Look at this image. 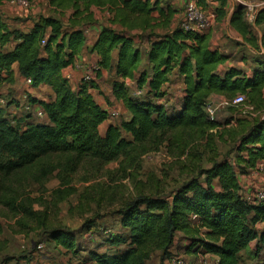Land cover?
I'll return each instance as SVG.
<instances>
[{
  "label": "trees",
  "instance_id": "trees-1",
  "mask_svg": "<svg viewBox=\"0 0 264 264\" xmlns=\"http://www.w3.org/2000/svg\"><path fill=\"white\" fill-rule=\"evenodd\" d=\"M3 1L7 0L0 3ZM216 1H219L218 18L226 0ZM49 3L58 9H72L66 27L57 19L39 16L28 30H14L0 15V84L13 83L12 66L16 64L19 76L30 80L31 88L46 85L54 93L49 102L27 98L29 103L39 105L47 117L46 124L31 123L28 113L11 118L0 107V198L3 181L51 156L72 155L80 162L90 158L106 165L158 132L209 125L204 120L207 117L204 107L211 94L225 98L243 95L256 101L262 97L264 54L255 61L249 75L236 68L219 73L217 68L225 56L209 48L208 33L185 32L178 26L151 41L147 54L149 71L141 73L138 80L139 87L146 84L142 97L129 96L123 83L113 81V93L130 117L117 126H109L101 136L99 126L108 117L88 93L94 88V81L81 80L77 89L72 90L60 75L61 70L73 66L84 45L86 29L92 23L89 8H106L112 22L125 29L103 27L99 31L91 47L99 58L95 78H99L101 70L114 69L115 76L123 80L134 77L140 61L129 31L152 30L158 26L152 13L158 11L159 17H163L164 12L151 0H50ZM167 17H171L170 13ZM230 23L242 35L251 37V23L246 21L242 7H234ZM252 24L264 26V6L257 10ZM166 26L164 23L162 27ZM174 70L184 83L177 108L156 103L167 96L163 85L169 82ZM12 104L8 102L7 107ZM240 143L237 161L240 172L245 174L264 159V117L247 129ZM201 176L204 182L189 180L170 201L140 196L130 202L117 212L120 225L126 230L124 236H111L106 243L113 250L104 253L89 250L87 258L93 264H146L154 250H159L162 260L168 262L173 256L169 249L176 238L181 243V252L212 254L217 258L214 264H241L238 255L251 242H255L254 250L259 255L264 251V202L253 203L240 194L237 176L228 162L212 165ZM215 180L218 190L213 184ZM44 231L48 241L75 253L78 242L73 234L62 228Z\"/></svg>",
  "mask_w": 264,
  "mask_h": 264
},
{
  "label": "rangeland",
  "instance_id": "rangeland-1",
  "mask_svg": "<svg viewBox=\"0 0 264 264\" xmlns=\"http://www.w3.org/2000/svg\"><path fill=\"white\" fill-rule=\"evenodd\" d=\"M248 1L257 5L254 8L264 4V0ZM44 3L47 6V0ZM39 6L42 13L46 6ZM3 10L4 5L0 3L1 16ZM24 12L29 14L31 10ZM49 13L51 11L45 9L44 15ZM37 18L29 20L33 23ZM258 31L260 45L264 47V26L258 27ZM256 41L252 42L255 47ZM242 55L253 67L255 61L263 57L255 53L248 56L245 52ZM141 66L143 68L144 64ZM134 89H130L129 96L134 94ZM144 93L146 88L141 94L135 92L134 98H140ZM175 94L178 96L176 103L170 105L166 101L165 106H179L182 94L179 87L168 95L175 98ZM226 98L215 99L213 104L218 106L232 97ZM244 98L245 103L241 106L221 107L213 119L205 117L209 125L158 132L146 143L127 150L106 165L90 158L80 162L72 155H56L42 160L40 165L13 174L3 181L4 192L0 198V264H93L87 258L89 250L101 253L113 250L109 249L106 240L126 232L120 225L119 210L140 196L170 201L189 180L204 182L202 171L216 163L228 162L237 176L240 194L250 202L256 201V190L264 189V167L257 172L253 169L252 180L250 172H240L237 150L247 129L264 117V90L259 101ZM12 99L20 105L13 95L0 93V100L6 102L2 107L9 117H20L29 112L25 109L26 104L21 111L7 109V103ZM247 175L250 179L245 178ZM213 184L217 185V181ZM45 228H62L73 234L78 242L75 253L48 241ZM173 243L169 252L184 257L178 238ZM251 243L238 255L240 263L264 264V251L258 255L254 250L255 242ZM162 258V253L154 250L146 264H164ZM184 259L194 262L192 258ZM206 262L212 264L211 260Z\"/></svg>",
  "mask_w": 264,
  "mask_h": 264
},
{
  "label": "crops",
  "instance_id": "crops-1",
  "mask_svg": "<svg viewBox=\"0 0 264 264\" xmlns=\"http://www.w3.org/2000/svg\"><path fill=\"white\" fill-rule=\"evenodd\" d=\"M33 5L31 12L29 14L25 13L24 10L20 8H16L14 6H10L7 1H3V5L5 10L2 19L5 23L14 30H28L32 23L29 19L34 17H52L61 22V24L66 27L68 25L69 20L72 18L73 11L71 8L67 9H58L54 6H51L49 1L47 0V6L44 3V0H41L44 4H39L40 0H31ZM151 2H155L158 5V8L164 12L163 17H159V12L155 11L152 13V18L155 20V24L158 25L154 27L152 30L147 29L143 30H130L129 35H131L134 39L133 48H138L140 61L137 65V70L135 71L134 77L132 79L123 80L121 78H117L115 76L114 69L110 70H101L99 78L94 79V88H90L88 93L92 96L93 101L105 112L109 110H113L118 112L121 117V120L116 121L117 119L109 120L107 119L103 124L99 126V133L103 136L109 126H117L122 121H127L130 117L129 112L123 105L120 99H117L112 90L113 81H118L119 83H123L125 90L129 94L134 89V94L131 95L134 97L135 92L142 93V89L146 88V84L142 87H139L138 80L140 78V74L143 72H148V61L147 54L149 51V46L154 36H162L167 33L172 32L176 29L183 15V4L184 0H151ZM248 4H253L252 2L246 0ZM7 3V4H6ZM219 3V1H218ZM46 6L43 8V12L40 13V6ZM257 6L256 4H253ZM219 7V5H218ZM235 6L231 3L225 2V5L222 8V13H218V18L215 22L214 27L208 33L207 43L211 50H217L221 55L225 56V60L218 66L217 70L219 73H224L229 68H236L241 70L244 74L249 75L253 66L249 64V59H245V56L242 55V52H245L248 56L252 53L255 54H263L264 47L260 45V32L258 31V27L254 24H251V37L248 35H242L238 32L230 23V16ZM45 9L51 11V13L45 14ZM89 12L91 13L92 23L87 27L85 32V42L79 53L75 57L73 66L67 67L61 70L60 75L62 78L66 79L69 87L72 90H76L78 85L80 84L83 75L86 72V69L91 67L92 65L98 62V56L95 52L92 51V46L97 39L99 31L105 27L110 28L115 31H125L123 27L120 26L119 23L112 22V15L107 11L106 8H98V7H90ZM31 13V14H30ZM170 13L171 17L168 18L167 14ZM24 14V15H23ZM26 14L28 16H26ZM20 17V18H19ZM25 17V18H24ZM19 19V20H18ZM168 20V21H166ZM247 21V20H246ZM169 22V23H167ZM248 22V21H247ZM167 24L166 27H162L163 24ZM249 23V22H248ZM154 24V23H153ZM250 24V23H249ZM252 36L257 39L256 47L252 42ZM259 45V46H258ZM143 50V53H142ZM117 53H113V66L116 63V55ZM143 68H141L143 65ZM255 64V63H254ZM13 71V83H3L0 84V93L10 94L15 97L18 101H20V105H17L16 102L11 106H6L7 109H11L10 111H21L22 106L26 104L25 109L29 112H26L31 115L29 119L31 123L35 124H46L48 123L47 117L42 113L41 108L38 104H31L27 100L28 96L34 98L41 102H49L54 98V93L49 86L40 85L37 88L29 87L25 79L19 76L17 72V65L14 64L12 66ZM115 78V79H113ZM177 79V81L173 80ZM132 84H134L132 86ZM130 86H132L130 88ZM176 87H179L182 94L179 96L181 102L183 95L184 83L182 81V77L178 74L176 70H174L170 77L169 82L163 85V90L165 89L167 96L165 98H161L157 101L158 104H164L168 101V104L176 103V98L178 97L176 94L169 96L168 94H172ZM130 88V89H127ZM224 97L221 95L211 94L207 101L212 102L215 99L222 100ZM5 101V100H4ZM10 102H14V100H10ZM170 104V105H171ZM177 108V107H176ZM31 109V111H30ZM6 111V110H5ZM26 113L22 114L25 115ZM21 115V116H22ZM20 116V117H21ZM119 116V117H120ZM18 117V118H20ZM13 118V117H11ZM39 118V119H38ZM253 177V176H252ZM246 179H250L248 176ZM254 180V178H251ZM215 183V182H214ZM216 189L218 190V184H214ZM253 242L251 243V245ZM183 253V252H182ZM184 254V253H183ZM185 258H192L195 263L198 261H206L211 260L212 264H214L217 260L216 256L212 254H196V255H188L184 254ZM164 264H168L167 261ZM207 264V262H206Z\"/></svg>",
  "mask_w": 264,
  "mask_h": 264
},
{
  "label": "built area",
  "instance_id": "built-area-1",
  "mask_svg": "<svg viewBox=\"0 0 264 264\" xmlns=\"http://www.w3.org/2000/svg\"><path fill=\"white\" fill-rule=\"evenodd\" d=\"M227 2L231 3L233 6L242 7L245 10L246 20L251 24L254 20L257 10L264 6V4H262L254 8V5L248 4L246 0H227ZM9 4L26 12L32 9V3L30 0H9ZM217 8L218 2L216 0H184L182 20L179 24L180 28L185 32L195 33L199 35L209 33L214 27L217 20ZM43 43L44 42H42V44ZM97 70L98 67L96 64L87 68L85 74L83 75L82 81H94ZM25 82L29 87L31 86L30 80L25 79ZM244 103V96L237 95L232 99L223 100L218 106L214 105L212 102L207 103L204 107V112L207 118L213 119L216 116L217 110L219 108L238 107L243 105ZM5 105L6 102L4 100H0V106L2 107ZM107 117L109 120H112L114 118H118L119 114L116 111L109 110L107 111ZM262 167H264V159L257 162L255 168L253 169L255 172H257L258 170H261ZM254 171H250V177L255 175ZM252 202H264V189L256 190V201L254 200ZM168 264H206V261L203 260L198 261V263H189L185 261L184 257L173 255Z\"/></svg>",
  "mask_w": 264,
  "mask_h": 264
}]
</instances>
